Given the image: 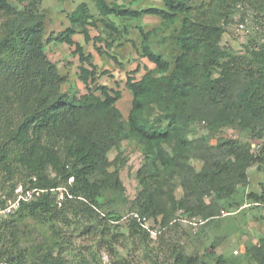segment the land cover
Wrapping results in <instances>:
<instances>
[{
    "label": "rangeland",
    "instance_id": "rangeland-1",
    "mask_svg": "<svg viewBox=\"0 0 264 264\" xmlns=\"http://www.w3.org/2000/svg\"><path fill=\"white\" fill-rule=\"evenodd\" d=\"M9 1L13 11L0 13V202L13 198L21 183L35 187V178L51 190L41 194L55 201L50 209L29 201L0 219V264H264V0H187L198 39L217 47L207 59L203 50L191 54L198 88L181 101L191 145H177L182 158L165 170L149 161L140 139L118 137L102 167L89 173L100 187L91 198L87 189L70 192L81 165L71 147L80 134L87 145L95 136L89 118L59 113L54 122L58 111L52 110L51 122L40 127L42 101L79 100L106 85L121 92L116 106L129 132L133 93L127 78L138 80L155 68L142 55L139 28L153 31L150 44L171 71L181 53L182 15L171 25L156 15L105 16L87 0L89 38L80 24L72 35L82 46L79 54L61 37L83 0ZM106 1L134 8L164 4ZM82 66L95 71L88 82ZM165 105L159 96L148 100V124L167 128ZM150 203L141 221L149 235L130 230Z\"/></svg>",
    "mask_w": 264,
    "mask_h": 264
},
{
    "label": "trees",
    "instance_id": "trees-1",
    "mask_svg": "<svg viewBox=\"0 0 264 264\" xmlns=\"http://www.w3.org/2000/svg\"><path fill=\"white\" fill-rule=\"evenodd\" d=\"M18 1L24 2L25 0ZM93 1L96 2L99 11L105 16L114 14L119 17L137 19L143 15H156L162 18L163 23L166 25L173 24L181 15L182 18L181 27L177 35V44L181 49V53L176 57L175 67L171 71L169 60L162 54L156 52L150 44V37L153 31H145L141 26L139 28L142 36V55L154 63L155 68L148 70L138 80L131 75L127 78L126 86L133 93L132 108L128 115L129 132L125 131L121 121L122 113L116 106L117 100L121 97V92L119 90L113 91L106 85L99 86L100 94H96L93 89H90L87 93L82 94L79 100H71L63 97L53 100L46 98L42 101V110L44 112L41 117L40 127L51 122L52 116L49 112L52 110L58 111L52 120L54 122L57 120L59 113L66 114L70 120L75 119L79 113H84L89 118L95 136H93V142L90 141L87 145L84 141L85 136L77 134L76 139L78 144L75 147H71V153L78 156L81 165H79L76 173V182L73 187H70V192L75 195H78V191L87 189L91 193L89 195L87 192L88 198L98 195L100 190L99 186L89 181V173L91 174L97 166L102 167L101 164L105 152L116 144L118 137L123 135L127 138L136 137L145 143L149 161L158 160L165 170H169L180 162L182 154L177 149V145L184 146L185 148H189L191 145L183 129V125L185 124L183 121L185 109L181 101L190 99L198 88L195 81L198 63L191 57V54L203 50L207 59L211 55V52L215 48L217 49L216 46L209 48L208 44H204L198 39L196 35L197 23L189 16L190 5L187 0H162L163 5L147 8L124 7L117 3L110 5L106 0ZM12 11L13 5L9 0H0V13H10ZM90 19H92V13L89 12L87 2L83 1L71 16L72 26L67 28L64 37H61L62 41L69 44H76L79 54H82V46L72 38V35L76 33L75 25L80 24L84 27L83 33L85 38L88 39L89 32L86 25ZM110 26L115 30L118 29L115 24H110ZM206 29L214 33L220 32L219 28L212 25H206ZM28 30L29 34H33V29ZM83 60L88 61L89 58L83 57ZM81 73V78L85 82H88L95 75V71H89L84 66L81 67ZM155 73H159L160 75L156 77L154 75ZM154 96H159L166 100L165 110L169 114V124L165 129L148 124L145 118L144 113L148 100ZM205 109L203 107L201 108L200 115H202ZM194 117L195 115H192L189 119L192 120ZM170 145H174L172 152L169 149ZM88 152L93 153L92 158H89ZM189 168L192 171V168ZM69 176L70 174L65 179ZM33 183L35 187L43 188L40 185V179L36 181L35 178ZM80 183H83L85 188L83 187L79 190L77 187ZM46 191L50 192L51 190ZM43 195L33 198L30 202H33L35 207L50 209L55 198ZM30 202H23L22 204ZM151 209V203L144 205L140 213L141 216L147 217ZM6 218L8 217H0V219L4 220ZM130 230L136 231L137 233L142 232L145 236L149 235L143 223L141 221L137 222L136 219L132 220Z\"/></svg>",
    "mask_w": 264,
    "mask_h": 264
},
{
    "label": "built area",
    "instance_id": "built-area-1",
    "mask_svg": "<svg viewBox=\"0 0 264 264\" xmlns=\"http://www.w3.org/2000/svg\"><path fill=\"white\" fill-rule=\"evenodd\" d=\"M243 26V24H242ZM46 190L39 187L26 188L24 184H19L16 188V194L13 198L0 202V217H7L13 214L23 202H29L33 198L39 196ZM64 192H61L60 197L63 198ZM139 221L146 220V217L138 216ZM144 225V224H143Z\"/></svg>",
    "mask_w": 264,
    "mask_h": 264
},
{
    "label": "crops",
    "instance_id": "crops-1",
    "mask_svg": "<svg viewBox=\"0 0 264 264\" xmlns=\"http://www.w3.org/2000/svg\"><path fill=\"white\" fill-rule=\"evenodd\" d=\"M83 1L87 2V0H83Z\"/></svg>",
    "mask_w": 264,
    "mask_h": 264
}]
</instances>
